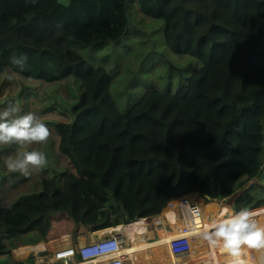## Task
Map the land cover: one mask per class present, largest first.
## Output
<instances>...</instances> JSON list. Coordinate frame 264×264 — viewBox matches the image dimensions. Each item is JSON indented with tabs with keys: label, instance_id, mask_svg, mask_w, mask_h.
I'll list each match as a JSON object with an SVG mask.
<instances>
[{
	"label": "trees",
	"instance_id": "obj_1",
	"mask_svg": "<svg viewBox=\"0 0 264 264\" xmlns=\"http://www.w3.org/2000/svg\"><path fill=\"white\" fill-rule=\"evenodd\" d=\"M25 1L0 0L10 10L0 13V110L19 101L51 135L0 146V264H25L11 250L156 217L191 193L236 212L264 205L257 192L234 197L264 171V0H137L143 15L166 20L167 49L204 67L183 98L149 91L127 114L112 97L113 75L71 45L122 40L128 0H50L30 11ZM21 53L23 71L10 62ZM34 149L47 154L45 168L8 171L6 159Z\"/></svg>",
	"mask_w": 264,
	"mask_h": 264
},
{
	"label": "rangeland",
	"instance_id": "obj_2",
	"mask_svg": "<svg viewBox=\"0 0 264 264\" xmlns=\"http://www.w3.org/2000/svg\"><path fill=\"white\" fill-rule=\"evenodd\" d=\"M58 1L65 6L69 4V0ZM25 2L27 11L33 10L35 8L47 9L50 7V0H35V3H32V0H27ZM18 4L21 3L18 2ZM138 8L139 5L137 3V0H128V17L131 21L128 31L122 40L115 43L105 44L109 46L107 49H105L103 45L81 46L76 44H72L71 48L82 54L83 57H85L91 64L95 66H103L108 70L110 75H113L114 79L112 90L115 95L118 94V97H121L123 100L127 101L126 106L129 103L130 105L136 104L141 96L147 91H158L164 94H172L183 98L188 78L197 70H199V68L201 67L200 64L202 62L193 57H191V59L187 58L183 60L181 59L182 56L171 53L165 45V30H161V24L152 23L150 21L153 20L152 18L147 17L142 13L139 14L138 11H135ZM9 11L10 10L7 8V6L0 4V13ZM161 22L163 25L166 24V20H162ZM150 31H152L153 33L154 41L150 38ZM262 123L264 125V119H262ZM60 132L63 134L64 139H66V130L60 129ZM250 182H252V186L249 188V191L254 192L255 189L257 192H261L263 190V186L260 185L257 179ZM96 192L97 197L100 200H107V196L103 195L100 190ZM251 192L248 193L251 197H253V193ZM85 196H87L86 198H88L87 193H85ZM195 199L197 200L199 205H201L205 209L206 214H210L213 219H219V214L222 209L234 211L221 199H217L214 205H211L210 202L203 200L200 195H198ZM113 204L115 205V203ZM206 208L208 210H206ZM261 208H264V205L257 209ZM257 220H259L261 224H264V214L259 215ZM140 221H142V219H140ZM101 222L102 221H98L97 223L100 224ZM128 226L121 225L118 227L126 228ZM118 227H115V229H117ZM119 233L124 237V240L126 242L125 248L133 247L130 246L127 236L120 230ZM146 235L147 234L142 235L144 243L152 244L155 242L148 241V236ZM154 239L156 238L154 237ZM27 248L28 246L11 250L12 259L16 262H20L21 259L25 258L31 259V262H33L32 259L35 256L46 257L45 259H48L45 248L41 250H29ZM136 248L137 247H134V249ZM161 250L162 249H160L161 255L157 256H155L153 252H150L148 250L149 252L147 256L149 257V259H147L144 264H162L165 262H175L177 264H181L186 259L194 256L197 253L195 252L183 258L173 259L171 258L169 253L166 254L165 249L163 253ZM252 251L254 255V250ZM161 257H163L162 262L158 263L157 260ZM259 257L260 254H257V256L254 258L257 260V258L259 259Z\"/></svg>",
	"mask_w": 264,
	"mask_h": 264
},
{
	"label": "clouds",
	"instance_id": "obj_3",
	"mask_svg": "<svg viewBox=\"0 0 264 264\" xmlns=\"http://www.w3.org/2000/svg\"><path fill=\"white\" fill-rule=\"evenodd\" d=\"M35 3V0H32ZM28 56L13 54L10 62L21 71L27 67ZM14 74L6 79L12 80ZM19 101L0 110V146L43 144L50 138L46 123L35 112L20 114ZM47 154L40 150L23 151L15 158L9 157L5 164L10 172L31 176L48 165ZM204 199V198H203ZM205 200V199H204ZM202 237L211 246L222 249L229 257V264H251L250 250H264V224L256 219L247 207L238 212L225 210L224 218L206 226ZM35 263L36 257L33 259Z\"/></svg>",
	"mask_w": 264,
	"mask_h": 264
},
{
	"label": "built area",
	"instance_id": "obj_4",
	"mask_svg": "<svg viewBox=\"0 0 264 264\" xmlns=\"http://www.w3.org/2000/svg\"><path fill=\"white\" fill-rule=\"evenodd\" d=\"M223 202L227 204L225 200ZM166 208L160 217L142 218L146 224V231H148L146 235L148 236V241L165 243L166 251L173 259L183 258L195 252H199L208 257L211 256L210 264H220L218 262L219 259L230 258L222 249L211 246L202 237L204 231H211L206 226L211 225L214 221L221 218L214 220L210 214H206L205 209L199 205L197 200L188 194L171 200L167 203ZM206 210L208 209L206 208ZM223 211L224 209L221 210L219 217L224 213ZM171 216L174 221H178V224H174L170 218ZM125 225L128 226L130 224ZM171 229H179V231L176 233V236L168 240V237L172 235L168 234V231ZM99 232L101 233L99 238L91 240L85 245H70L57 249L53 253V256L44 263L126 264L131 258H135L137 255V248L134 249V256L127 253L128 248H125L126 242L124 237L117 229L110 228ZM248 258H253L252 250H250ZM226 264H229V261Z\"/></svg>",
	"mask_w": 264,
	"mask_h": 264
},
{
	"label": "crops",
	"instance_id": "obj_5",
	"mask_svg": "<svg viewBox=\"0 0 264 264\" xmlns=\"http://www.w3.org/2000/svg\"><path fill=\"white\" fill-rule=\"evenodd\" d=\"M135 11H138L139 12V14L140 13H142L141 12V9H140V7L137 9V10H135ZM128 15H129V13H128ZM152 23H155V24H161V30H165L166 29V26H167V22H166V24H162V20H150ZM141 22V21H140ZM140 22H139V24H140ZM160 30V31H161ZM129 33V32H128ZM150 38L154 41V39H153V33H152V31H150ZM155 34V33H154ZM164 34H165V31H164ZM164 42H165V38H164ZM165 45H166V43H165ZM103 47H105V49H107L109 46L108 45H103ZM187 58H189V59H191V56H188V55H185V56H182V58L181 59H183V60H185V59H187ZM201 65V67L199 68V69H201L202 67H203V65H202V63L200 64ZM194 74V73H193ZM192 74V75H193ZM191 75V76H192ZM190 76V77H191ZM189 77V78H190ZM189 78H188V80H189ZM187 84H188V81H187ZM187 86V85H186ZM186 88V87H185ZM118 90V89H117ZM147 92H149V91H147ZM147 92H145V93H147ZM185 92H186V90H185ZM185 92H184V94H185ZM144 93V94H145ZM144 94L141 96V98L144 96ZM172 95V94H171ZM112 97L114 98V100H115V102L117 103V106H118V109H119V111L122 113V114H127L139 101H140V99H139V101L136 103V104H133V105H130V103L126 106V103H127V101L126 100H123L121 97H118V94L117 95H115L114 94V92L112 91ZM120 100V101H119ZM262 119H264V116L261 118V121H260V123H261V127H262V129H263V131H264V125H263V123H262ZM254 192H257L255 189H254ZM254 192H251V193H254ZM257 193H259V196L260 197H263L264 198V189L261 191V192H257ZM188 195H190L192 198H196L199 194L198 193H193V194H188ZM197 195V196H196ZM206 201H208V200H206ZM209 202V201H208ZM208 206H210V205H208ZM163 209H167L166 208V206H164V207H162V208H160L159 209V215H158V217H160V216H162V214H163V212L165 211H163ZM173 222H174V224H178V221H174L173 219H171ZM180 229V228H179ZM179 229H171V230H169L168 231V234H176L178 231H179ZM102 232V231H101ZM96 233H100V232H96ZM96 233H93V234H89V235H87L86 237H78V238H76V237H72V236H67V244H62V241H63V239H61V240H58V241H52V242H49V243H44L45 245H46V252H47V255H48V259H45L46 257H38V256H35L36 257V260H35V263L36 264H45L44 262H46V261H48L52 256H53V253L57 250V249H61V248H65V247H68V246H70V245H74V246H82V245H85V244H87V243H89L91 240H95V239H97V238H99L100 237V235H96ZM169 236V235H168ZM167 236V237H168ZM142 240H144V239H142ZM163 245V247H164V249H165V251H166V248H165V243H163L162 244ZM132 246L133 247H137V244H135V243H133L132 244ZM138 249V248H137ZM164 251V250H163ZM146 253V251H138L137 252V255L135 256V258L133 257V258H131L130 259V261L128 262V263H126V264H144L145 263V261L147 260V259H145L144 258V256L146 255L145 254ZM163 253V252H162ZM166 254H167V251H166ZM196 254H200V255H203V254H201V253H199V252H197ZM160 255H161V253H160ZM147 256V255H146ZM193 257V256H192ZM192 257H189L188 259H186L185 260V262H188V261H190L191 260V258ZM162 258L163 257H161V258H158V263H160V262H162ZM206 258H207V256H206ZM249 259V258H248ZM27 260H29V259H27V258H25V259H21L20 260V262H23V263H25V264H27L26 263V261ZM31 260V259H30ZM252 263H253V260H254V258H251V259H249ZM258 263H259V259L257 258V260H256ZM192 264H204L203 262H201V261H199L198 263H192Z\"/></svg>",
	"mask_w": 264,
	"mask_h": 264
},
{
	"label": "bare ground",
	"instance_id": "obj_6",
	"mask_svg": "<svg viewBox=\"0 0 264 264\" xmlns=\"http://www.w3.org/2000/svg\"><path fill=\"white\" fill-rule=\"evenodd\" d=\"M164 74V72H163ZM162 74V75H163ZM197 196V195H196ZM193 197V196H192ZM216 202H211V205H214ZM225 208V207H224ZM165 209H163L164 211ZM225 210L224 209V213L220 215L219 218H224V214H225ZM230 212H236L235 210L234 211H230ZM252 212L255 214V216H259V215H262L264 214V208H261V209H257V210H252ZM172 219V216L170 217ZM214 220H217V219H214ZM146 224L145 222L142 220H138V221H134L132 223H130V225L128 227H118L117 230L119 232V230L125 234L127 236V239H128V242L130 244V246H132L133 243L137 244V248L139 251H146V255L148 254V252H153V254L155 256L157 255H160V249H162L161 251L163 252L164 250V247L162 245V243H152V244H147V243H144L143 240H142V235H145L147 234V231H146ZM101 233H96V235H100ZM174 236H176V234H172L170 237H168V240L172 239ZM64 238L63 241H62V244H67V236H64L62 237ZM43 248H46V245L44 243H39L37 245H34V246H28L27 249L29 250H32V249H35V250H41ZM149 250V251H148ZM127 253L130 254L131 256H134V248L132 247H129L127 249ZM257 254L259 255L260 254V257H259V263L256 261V259L254 257L257 256ZM144 256L145 259H149L148 256ZM253 263L251 262V264H264V250H254V255H253ZM211 260V256L210 257H207L204 256V255H200V254H195L190 261L188 262H182L181 264H192V263H198L199 261L201 262H204V264H210V261ZM230 258H221L218 260V262L220 264H226L227 261H229ZM162 264H177L175 262L173 263H168V262H165V263H162Z\"/></svg>",
	"mask_w": 264,
	"mask_h": 264
},
{
	"label": "water",
	"instance_id": "obj_7",
	"mask_svg": "<svg viewBox=\"0 0 264 264\" xmlns=\"http://www.w3.org/2000/svg\"><path fill=\"white\" fill-rule=\"evenodd\" d=\"M126 19H127L128 25H130L131 24V21H130V19L128 17V14L126 16ZM257 180L259 181L260 184L264 183V171L263 170L261 171V179H257ZM251 183L252 182L247 183L243 188H241L240 190H238L234 194V197L235 198H239L240 196L246 194L249 191V188L252 186ZM207 200L210 201V202H213L211 199H207ZM112 202L114 203V201H112ZM142 218H143V215L142 214H138V215H136L134 217L126 216V218H125V224H130V223H132L134 221H137V220H140Z\"/></svg>",
	"mask_w": 264,
	"mask_h": 264
}]
</instances>
